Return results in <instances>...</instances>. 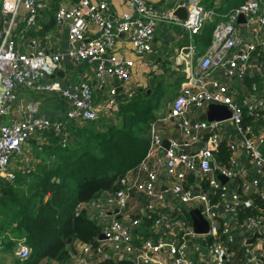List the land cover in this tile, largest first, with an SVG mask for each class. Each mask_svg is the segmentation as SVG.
Wrapping results in <instances>:
<instances>
[{
    "label": "built area",
    "instance_id": "1",
    "mask_svg": "<svg viewBox=\"0 0 264 264\" xmlns=\"http://www.w3.org/2000/svg\"><path fill=\"white\" fill-rule=\"evenodd\" d=\"M112 0H78L75 4L66 7L61 6L56 12V21L67 27L69 42L75 47L69 48L68 55L75 60L99 61L98 76L105 82L106 73L113 74L123 85L131 81L134 61L117 53V43L122 35H127L138 54L151 52L154 49L156 30L162 20H175L191 34H196L204 26L206 21L213 18L214 12L206 9L199 0H192L188 6L186 19L176 18L172 12H159L147 0H118L128 7L118 18L110 19ZM44 0H3L1 11L4 15L13 17L22 6L27 12V22L34 24L39 11L43 7ZM240 14L248 17V28L255 30L264 27V7L260 0H246L241 5L233 8L228 13V20L219 21L212 32V45L207 53L200 58L199 87L193 88L185 84L183 89L174 99L171 105L170 116L177 119L184 134H199L202 131L210 132L206 142L201 148L193 151H182L178 141H172L166 150L167 170L170 175L176 176L180 181L173 186L171 192L182 202L200 201L203 203L201 212L209 222L207 234L214 239L215 258L211 264H230L233 251L216 238L221 233L230 234L231 223L229 220L219 221L215 210L216 203L223 200V207L232 217L238 216L241 209H255V202L249 197L254 191H259L264 204V151L261 144L264 143V130L260 134L255 133L254 125L245 123V115L264 123V100L256 99L253 102H240L233 90L220 80L208 79L215 68H224L227 77H244L248 72L252 54L257 50L264 53V39L261 43L248 42L243 51L236 50L241 40L236 26ZM11 28L6 33L0 32V176L6 180L14 179V172L8 171L11 159L22 150V146L38 132L46 130H61V123L53 122L46 117H36L32 113L19 119H10L12 106L17 95L18 85H24L36 90L56 91L62 90L64 95L74 100V109L68 113L70 119L97 120L100 118L98 109L94 106V91L88 82H81L73 89H61L60 83L50 81L45 84L39 80L55 75L61 66L63 57L60 54L49 53L33 43L30 52L23 53L16 49L15 42L9 37ZM183 52V51H182ZM185 54V53H184ZM186 55V54H185ZM189 69V68H187ZM264 70V63L260 64L258 71ZM193 76L188 73L187 79ZM189 82V81H188ZM110 104H115L114 95L116 88L110 90ZM224 104L228 107L231 116L225 120L191 122L187 117V111L192 106L202 107L205 104ZM110 105V106H111ZM115 106V105H114ZM30 112H34L31 110ZM223 121H228L237 130L234 142L229 144L231 150H238L242 146L252 161V167L246 169L238 166L235 157L230 159V167L215 166V151L221 145L220 131H217ZM161 137L154 132L152 145L161 147ZM181 151V152H180ZM180 152V153H179ZM199 161V171L207 178L209 190H212L218 200L212 201L209 190L198 194L183 184L187 173L196 168L194 159ZM184 169L178 171L177 165ZM238 167L237 170L234 168ZM217 170L229 179L233 180L238 190L230 193L229 186L221 183L217 178ZM187 172V173H186ZM242 181H238V180ZM144 193L151 202L163 200L159 191L158 175L150 171L145 181L133 186ZM241 189V191H239ZM130 193L127 189H119L115 193L105 196L104 207H99L98 201L88 204L91 211L100 222L104 218L106 208H124ZM149 209L156 215L153 223L155 232H159L161 226L165 228H180L178 238L170 241L160 237L158 241L145 240L141 244L135 243L133 226L140 223V219H134L132 226L123 223L120 219L113 218L104 230L107 244L87 243L83 245L80 258L76 264H93L105 259H128L132 256L134 264H197L190 256L187 240L185 238H197L200 236L191 224L183 219H168L161 217L160 211L149 204ZM243 229L260 232V239L264 241V213L257 210L253 214H246ZM169 247L173 254L172 261L157 260L156 256ZM198 251L200 246L194 244ZM110 250V251H108ZM32 248L28 244L22 245L16 252L21 259H27L31 255ZM246 262H258L253 250L246 246Z\"/></svg>",
    "mask_w": 264,
    "mask_h": 264
},
{
    "label": "crops",
    "instance_id": "2",
    "mask_svg": "<svg viewBox=\"0 0 264 264\" xmlns=\"http://www.w3.org/2000/svg\"><path fill=\"white\" fill-rule=\"evenodd\" d=\"M44 1L45 3L39 11L35 23L30 24L27 22V12L22 6L14 17L11 14L4 15L1 11L3 0H0V32L6 33L7 30L11 28L9 37L14 40L17 50L23 53L30 52L32 44L35 43L47 52L60 54L63 57L61 66L56 74L39 80L41 83L45 84L50 81H57L60 83L61 89L64 90L73 89L81 82H88L94 91V106L98 109L100 114V118L93 121H97L100 124L106 122L110 124H113V122L115 123V121H117L116 112L118 110L119 102L129 100L136 92L150 94L155 88L163 90V95L161 99H159L153 112V122L150 127L151 144L147 157L140 166L117 181L119 189H127L130 193L127 204L124 208L110 206L106 208L107 211L104 218L101 219L102 222L99 221L101 223V233H104L106 226L113 218L120 219L123 223L128 224L129 226H132L134 219H140V223L133 226V234L135 240L139 242V244L147 239L158 241L160 237H163L164 240L172 241L178 238V232H180L179 227L165 228L164 226H161L160 231L155 232L153 228L154 221H148L145 219L149 218L153 211L149 209V204L152 203H154V207L160 211L161 217L165 220L172 218L183 219L184 217H180L183 215L184 209L188 210L190 214V210L194 208H199L201 210L202 208V202L196 200L184 203L171 192L173 186L180 180L176 176L168 173L166 150L169 148L165 147L164 141H166L170 147L171 142L175 140L179 142V147L183 148L182 151H195L197 148L203 146L210 134L208 131H202L199 134L192 133L191 135H186L181 129L178 120L171 117L170 114L171 105L185 84H189L193 88H198L200 86L198 80L199 62L200 58L207 53L212 45V33L205 31L202 27L198 33L191 34L188 30L176 23L175 20H162L156 30L153 51L145 52L143 54L136 53L129 37L127 35H122L118 40L116 50L118 54L131 58L135 63L132 68L131 81L129 84L123 85L113 74L106 73L104 75L105 82H103L98 76L97 67L99 61H78L72 59L68 55L69 48L75 47L76 45L69 42L66 25L56 21V12L61 6L69 7L75 4L78 0ZM147 1L159 12H172L176 18L183 20L185 18L177 16L175 12L180 7H184L186 9L185 15L187 17L188 6L192 0ZM199 1H201L203 5H211L210 10L214 12V15L213 18H210L207 21H213L214 23L216 22L214 17L217 15L215 10L222 9L223 12H219L218 19H220L219 21H226L228 20V13L235 8L231 7L227 9V7L223 9L221 4L224 0ZM260 3H264V0H260ZM111 7L109 13L110 19L118 18L122 12L128 10V7L125 4L120 3L118 0H112ZM238 18L236 26L238 28V35L241 43L236 47V50H245L247 43L251 41L261 43L264 39V27H257V25H255V30H252L247 26V15H245V20L240 22H238ZM262 63H264V53L261 50H257L252 54L246 76L242 78L227 77L224 73V68H215L208 79L220 80L224 84H227L229 88L235 92L236 97L240 102H253L256 99L264 100V70L262 72L258 71V67ZM188 73L193 76V79H187ZM120 87H122L121 92L125 93L128 98L126 100L119 99L117 97V92V94L114 95L115 106L111 105L110 101L113 96L111 95L110 90L112 88L119 89ZM16 95L17 98L12 106L11 117L10 119H6L7 121H10L11 119H19L24 117V115L32 113L36 117H46L53 122L61 123L60 131L51 129L38 132L36 136L31 137L29 141L22 146L20 153L15 154L12 157L11 163L13 164L10 168L14 173L18 172L19 174L21 171L29 173L40 162L43 154L45 156L44 148L52 145L51 142L53 135L59 136V144L61 147H65L70 137V129L75 126H81L86 120H76L68 117V113L74 109V100L65 96L62 90H36L24 85H18L16 88ZM221 108L224 112L227 111L226 108L228 107L225 108L222 106ZM31 110L34 112H30ZM207 111V104L202 107L192 106L187 111V117L191 122H209V120H199L201 114ZM219 113L220 111L214 110V116ZM212 121L218 120L215 119ZM245 123L253 124L257 135L264 130V123L249 118L247 112L245 115ZM217 131H220L222 139L221 145L223 144L225 147L230 148L229 144L234 142L237 136V130L235 127L232 126L230 122L223 121ZM154 132H156L162 139L161 147H154L152 145ZM200 143H202V146H200ZM238 148V150L229 149L230 159L235 157L238 161V166L245 167L246 169L251 168L253 164L252 159L247 156L248 154L242 146H239ZM261 149L264 151V143L261 144ZM213 164L215 166H221L216 161V157L214 158ZM225 167H230L229 162ZM237 168L238 167H235L234 169L237 170ZM176 169L181 171L184 167L181 164H178ZM150 171H155L158 175L159 191L163 195V200H155L154 202H151L144 193L133 187L136 183L145 181ZM192 173L198 176V178H204L199 171V168L196 167L194 171L187 173L188 175H186L185 179L182 181L183 184L192 188L196 194L204 190H209V188L201 190L197 181L191 182L189 175ZM219 175L224 174L218 172L216 175L218 180L223 183L219 179ZM1 179L3 178H0V180ZM227 179L228 180L223 184L229 186L230 193L238 190L236 184L233 183V180L228 177ZM238 181L242 180L240 179ZM239 191H241V189H239ZM256 193L257 191H254L250 194L253 195L255 209H258L261 206L255 201L256 198L259 197ZM209 194L213 202L218 200L217 195L212 190H209ZM97 201L100 208L106 206L105 196L100 197ZM216 204L215 210L217 213V219L219 221L229 220L231 223L230 234L223 235L220 233L216 238L233 251L231 261H236L237 264H252L247 263L245 259L246 246H249L258 258V262H253V264H264V241L260 239L261 235L260 237H257L254 242L247 244V241L252 238L257 231L251 232L243 229V222L245 221L247 213L246 210L241 209L238 216L232 217L225 211L223 200ZM116 209H118V213H113ZM256 211L257 210H253L250 214H253ZM185 222L187 221L185 220ZM189 224L194 228L192 218ZM15 227L16 225L12 224L11 227L6 230L7 232L5 231V234L3 232V234H0V264H8L5 260L7 254L12 256L11 264L16 258L21 259L16 252L22 245L28 244L23 235H19L15 232ZM199 234L200 236L197 238H185L189 246V254L197 264H211L215 258V238L209 236L207 233ZM98 241V244H107L105 239L100 240L99 237ZM85 244L87 243L81 241L74 242L72 246V256L67 264H76L78 262L82 247ZM194 244L200 246L198 251L194 250ZM243 247L245 253L241 256V260H239L240 255L238 256V254ZM126 258L133 259L132 256ZM156 259L161 261H172L174 256L167 246L164 251L156 256ZM132 261L134 264V260ZM40 264H48V260L44 259ZM50 264H56V262L51 261Z\"/></svg>",
    "mask_w": 264,
    "mask_h": 264
},
{
    "label": "trees",
    "instance_id": "3",
    "mask_svg": "<svg viewBox=\"0 0 264 264\" xmlns=\"http://www.w3.org/2000/svg\"><path fill=\"white\" fill-rule=\"evenodd\" d=\"M244 1L224 0L221 7H237ZM204 6L211 8L209 4ZM215 11L216 22L207 21L203 26L205 31L212 33L219 22V12L223 10ZM162 95L163 90L159 88L150 94L136 92L129 100L119 102L115 123L86 120L70 129L65 147L59 144V136L53 135L52 145L44 148L45 156L32 171L16 172L11 181L0 180V234L15 224V232L23 235L32 248L29 258H16L12 264H40L44 259L48 264L51 261L67 264L75 241L98 244L101 223L94 217L97 212H92L88 204L117 192L118 179L145 160L151 144L153 112ZM229 149L222 144L215 151L214 158L219 165L225 166L230 161ZM189 176L191 182L199 183L201 190L209 188L206 177L198 178L194 173ZM256 194L260 197L259 191ZM249 197L253 199V195ZM259 197L255 201L261 206L258 209L264 211ZM244 210L246 214L252 211ZM155 218L151 213L145 220ZM180 218L191 221L186 209ZM135 243L139 244L136 240ZM244 253L243 247L239 260ZM93 264H133V261L105 259ZM230 264L237 263L232 260Z\"/></svg>",
    "mask_w": 264,
    "mask_h": 264
},
{
    "label": "water",
    "instance_id": "4",
    "mask_svg": "<svg viewBox=\"0 0 264 264\" xmlns=\"http://www.w3.org/2000/svg\"><path fill=\"white\" fill-rule=\"evenodd\" d=\"M185 12H186V9L184 7H180L179 9L176 10L175 14L179 17L186 19L187 17L185 15ZM242 20H245L244 14H240V16L238 18V22H240ZM151 83H152V80H151ZM116 91L118 92L117 97L119 99L126 100L128 98L125 93L121 92L122 87H120L119 89H116ZM207 106H208V111L202 113L199 120H209V121H212L215 119L216 120H224V119H228L231 116L229 109L226 108L227 107L226 105L211 103V104H207ZM222 106H224L227 111L223 112L222 108H221ZM214 110L220 111V113L214 116ZM164 145L166 148H169V144L166 143V141H164ZM200 146H202V143H200ZM195 151H193V154L196 153ZM194 163H195L196 167L199 166V161L197 158L194 159ZM219 179L223 183H225L228 180L227 177H225L224 175H219ZM113 213H118V209H116ZM190 215H191V218L193 220L194 229L197 233H207L209 231V222L205 218V216L202 214V212L199 208H194V209L190 210ZM260 235H261L260 232H255L254 235L252 236V238H250L247 241V244L254 242L257 237H260ZM99 239L100 240L106 239L105 234L101 233L99 235ZM68 241H69V243H71L72 238H70Z\"/></svg>",
    "mask_w": 264,
    "mask_h": 264
},
{
    "label": "rangeland",
    "instance_id": "5",
    "mask_svg": "<svg viewBox=\"0 0 264 264\" xmlns=\"http://www.w3.org/2000/svg\"><path fill=\"white\" fill-rule=\"evenodd\" d=\"M12 164H13V163H11L10 166H9V168H8V171H10V172H13L12 169L10 168ZM4 176H5V174L2 175V176H0V178H2V177H4ZM6 254H7V253H6ZM4 255H5V254H4ZM11 258H12V256L9 255V254H7L6 257H5L6 263L11 264Z\"/></svg>",
    "mask_w": 264,
    "mask_h": 264
}]
</instances>
